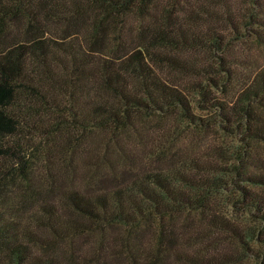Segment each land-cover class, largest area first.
Returning <instances> with one entry per match:
<instances>
[{
  "label": "rangeland",
  "instance_id": "obj_1",
  "mask_svg": "<svg viewBox=\"0 0 264 264\" xmlns=\"http://www.w3.org/2000/svg\"><path fill=\"white\" fill-rule=\"evenodd\" d=\"M29 1H34L37 18L18 11L0 30V59L3 51L11 47L18 51V47L24 48L21 45L30 43L29 40L37 35L46 45L45 61L32 56L16 82L17 90L10 108L20 115L21 123L17 130L3 137L8 153L0 156V222L17 224L11 241L30 251L36 259L56 264H191L179 258V251L194 253L199 249V243L190 241L193 237L187 236L196 231L214 233L199 216L191 218L186 211L178 212L179 216L173 221L176 236L172 243L165 244L168 238L161 236L164 220L150 210L148 198L149 191L158 187L148 184L147 178L153 172L171 170L170 152L167 154L171 145L177 150L183 148L178 158L186 157L192 162L206 159V152L212 155L213 146L223 141L231 145V149L244 150L240 140L243 133L234 130L227 136L224 126L228 123L221 122L216 103L204 100L201 91L208 82L204 75L173 70L165 62L160 63L164 78L188 92L189 113L197 120L198 116L209 120V127L198 135V130H190L197 125L189 124V127L190 118L181 115L187 112L181 106L177 108L178 113L164 117V113L154 110L149 99L145 107L131 112L127 126H88V122L94 123L93 117L84 121L87 125L78 122L89 118L91 109L95 108L91 100L95 90L100 91L102 97L100 62L106 60L105 56L125 54L139 46L138 40H148L159 30L157 18L163 20L167 7L173 15L170 20H181L184 12L178 8L183 3L156 0L148 10L133 7L123 12L91 0ZM209 1L211 7L217 9L214 13L217 11L218 17L201 14V27L208 26V23L203 25V21L228 27L225 8L237 11L240 17L257 8L253 0ZM260 12L264 15V7ZM245 18L247 26L241 23L235 31H224L231 34L227 39L232 44L227 52L215 48L177 53L185 58L194 53L202 63L208 59L214 64L215 68H210L213 71L219 66V55L229 56L228 64L235 68L237 76L233 84L242 85L264 68V25ZM76 48L80 55L87 54L89 58L84 60V70L91 71L89 77L93 81L88 87L76 85L73 88L66 82V71L73 70L74 59L70 52ZM63 78L65 82L60 80ZM135 80L129 78L132 88L137 83ZM90 89L91 94H88ZM212 90L216 95L219 93L214 87ZM71 93L79 96L74 102L79 119H74L69 109ZM178 114L181 120H177ZM176 124L182 126L178 133L174 131ZM257 151L263 161L264 149L258 147ZM229 163L230 160L223 162ZM190 174L188 172L187 176ZM232 187L230 184L229 188ZM79 198L95 202L106 198L105 201L110 202V215L104 216L105 207L94 215L81 212L75 206ZM234 200L235 206L228 199L225 201L220 212L222 217L237 215L253 222L254 215L243 209L242 201ZM256 233L250 245L260 255L246 256L241 264H262L264 242L257 241ZM160 239L165 245L160 244ZM3 241L7 242L6 236L0 240V259L2 264H11L9 250L3 247L6 244Z\"/></svg>",
  "mask_w": 264,
  "mask_h": 264
},
{
  "label": "trees",
  "instance_id": "obj_2",
  "mask_svg": "<svg viewBox=\"0 0 264 264\" xmlns=\"http://www.w3.org/2000/svg\"><path fill=\"white\" fill-rule=\"evenodd\" d=\"M91 1L105 5L106 8L126 12L133 7L148 10L156 0ZM180 2L183 5L178 9L184 12L181 20L174 18L170 20L173 15L167 7L163 20L157 18L160 22L159 30L152 33L148 40H138L139 46L125 54L105 56L106 60L100 62L102 64V97L100 91L95 90V95L91 99L92 106L95 108L91 109L89 118L84 117L83 120L77 121L83 125L86 124L84 121H90L93 117L94 123L88 122V126H127L130 124L131 112L134 113V110L145 107V102L149 99L154 105V110L164 113V117L178 113L177 108L181 106L184 111H187L181 115L190 118L188 125H197L190 130H198V135L209 127V120L199 116L197 120L195 115L189 113L188 92L177 83L164 78L160 63L165 62L173 70L191 71V74L196 76L199 73L204 75L208 81V86L204 85L201 91L204 100L212 101L213 105L216 103L215 107L218 109L221 122L228 123L224 126L227 136L234 130L243 133L244 136L240 140L245 148L243 151L231 149V145H225L223 143L226 141H223L222 144L213 146L212 155L206 152L205 155L208 156L206 159H195L192 162L186 157L178 158L183 148L177 150L173 145L169 146L167 154L170 152L168 161L171 164V170L166 173L156 171L147 178L148 184L154 183L158 187L149 191V187L146 186L149 191L148 198L151 201L150 210H154L164 220L161 236L165 235L168 238L165 244L169 241L172 243V239L176 236L173 221L177 215L179 216L178 212L186 211L191 218L197 215L210 226L214 234H201V231H196L187 236L193 237L190 241L199 243V249L194 253L179 251L181 261L191 264H241L246 256L252 258V256L260 255L250 245L252 243L250 239L256 232L257 241L260 239L264 242V159L262 161L257 154L258 147L264 149V68L258 70L242 85L237 86V83L233 84V78L237 76L235 68H231L228 64L231 59L229 56L218 54L219 66L213 71L210 68L214 69V64L209 63L207 58L206 63H202L194 53L189 58H185L177 52L189 50L196 53L198 49L211 51L215 48L218 51L227 52L232 44L227 39L231 34H226L224 31L227 29L235 31L241 23L247 26L245 16L264 25V18H262L264 15L260 12V8L264 7V0H253L257 8L253 7L254 10L244 13L243 18L236 14L237 11H231L229 7L225 8L224 19L228 27H221L218 22L211 23V21H203V25L208 23L207 27L199 25L201 14L214 19L218 17H216L218 12L214 13L217 9L211 7L209 0H183V2L180 0ZM180 2L177 1L176 4L179 5ZM18 11L28 13L30 18H37L34 1L0 0V30L6 27L11 16ZM186 11L187 14H185ZM41 38L38 35L32 37L29 40L31 42L23 43L21 46L24 48L18 47V51L13 50V47L3 51L0 59V156L8 153L3 140L4 135L17 130L21 123L20 115L15 114L10 108L17 90L16 82L22 76L32 56L45 61L46 45H43ZM85 51L90 50L85 49ZM70 53L74 59L73 70L66 71V82H69L73 88L76 85L88 87L93 81L89 77L91 71L84 70V60L89 59L87 54L80 55L79 48L71 50ZM222 73L226 75L221 76ZM129 78L136 79L138 85L135 83L132 88ZM83 79L87 81L84 82ZM60 80L65 82L64 78ZM213 87L219 91L217 95L216 91L212 90ZM91 91L90 89L88 94H91ZM75 95L71 93L68 96L72 104L69 109L74 119H79L74 105L79 96ZM113 97L116 99L112 100ZM59 106L61 104L57 108H60ZM176 118L181 120L180 114L176 115ZM181 130L182 126L176 124L174 131L178 133ZM227 160H230V163L223 164ZM187 171L191 173V176H187ZM228 183L233 184L232 189L229 188ZM235 198L242 201L245 211L254 215L253 222L244 221L245 218H239L237 215L232 218L222 217L220 212L225 201L228 199V202L235 206ZM105 199L102 198V202H95L96 200L79 198L75 201V206L81 212L92 215L99 213L98 209L105 207L104 216H108L110 202ZM138 211L141 212V210ZM166 218L168 219L165 222ZM256 223L258 226L255 225ZM16 227L17 224L0 222V240L7 237V242L2 243H6L3 247L9 250L11 264H56L53 261H40L27 249L14 244L11 237L15 234ZM160 244L165 245L161 239ZM224 245L227 247L223 248ZM0 264H2L1 259ZM262 264H264V258Z\"/></svg>",
  "mask_w": 264,
  "mask_h": 264
}]
</instances>
